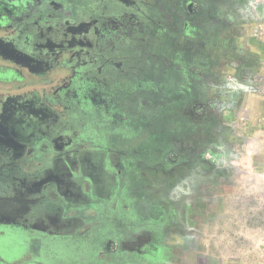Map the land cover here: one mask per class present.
<instances>
[{"label": "flooded vegetation", "instance_id": "obj_1", "mask_svg": "<svg viewBox=\"0 0 264 264\" xmlns=\"http://www.w3.org/2000/svg\"><path fill=\"white\" fill-rule=\"evenodd\" d=\"M167 1L0 0V264H207L193 212L253 72L250 0H172L187 64L151 50Z\"/></svg>", "mask_w": 264, "mask_h": 264}, {"label": "rangeland", "instance_id": "obj_2", "mask_svg": "<svg viewBox=\"0 0 264 264\" xmlns=\"http://www.w3.org/2000/svg\"><path fill=\"white\" fill-rule=\"evenodd\" d=\"M248 4L245 10L249 15L242 13L246 22H241L235 47L247 46L248 55L243 58L253 59V72L234 81V101L221 113L222 122L230 129L225 137L227 148L216 152L222 160L216 161L221 165V174L214 177L215 189L202 187L205 201L193 212L197 228L192 233L207 264H264V0H250ZM172 7V0L162 6L152 5L154 11L166 17V29L153 31L151 50L163 60L171 57L187 64L191 60L189 46L177 38L174 16L169 13ZM166 72L172 81L174 72L170 67ZM63 74L56 71L52 77L58 80ZM126 96L123 104H129ZM107 121L116 130H126L118 114L110 115ZM145 130H158L157 124L153 122ZM192 251L188 248L183 264H194L196 252ZM176 259L173 264H181Z\"/></svg>", "mask_w": 264, "mask_h": 264}, {"label": "water", "instance_id": "obj_3", "mask_svg": "<svg viewBox=\"0 0 264 264\" xmlns=\"http://www.w3.org/2000/svg\"><path fill=\"white\" fill-rule=\"evenodd\" d=\"M35 114V113H34ZM44 116V114L43 113H38L37 114V112H36V117H43ZM24 119H25V116L23 117ZM38 120H39V118H38ZM31 126H33V127H36V128H40V129H42L43 128V125L39 122V121H37L36 119H35V122L34 123H31Z\"/></svg>", "mask_w": 264, "mask_h": 264}, {"label": "crops", "instance_id": "obj_4", "mask_svg": "<svg viewBox=\"0 0 264 264\" xmlns=\"http://www.w3.org/2000/svg\"><path fill=\"white\" fill-rule=\"evenodd\" d=\"M215 183H216V180H215Z\"/></svg>", "mask_w": 264, "mask_h": 264}]
</instances>
